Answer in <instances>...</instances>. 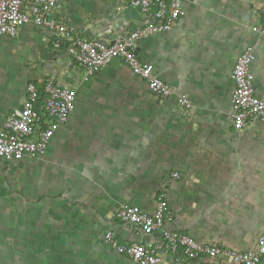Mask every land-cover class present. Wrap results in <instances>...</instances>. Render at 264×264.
Listing matches in <instances>:
<instances>
[{
	"label": "crops",
	"instance_id": "crops-1",
	"mask_svg": "<svg viewBox=\"0 0 264 264\" xmlns=\"http://www.w3.org/2000/svg\"><path fill=\"white\" fill-rule=\"evenodd\" d=\"M179 1L174 27L136 46L139 61L173 88L166 100L119 60L82 83L83 70L44 29L0 37V129L21 110L27 84L78 86L74 110L44 155L0 161V264H133L102 237L158 248L160 232L142 237L116 212L136 206L151 214L161 195L173 214L166 230L203 245L255 250L264 233V124L234 131L230 73L252 50L253 91L264 102V42L253 32L264 0ZM57 15L83 39L109 43L151 21L117 0H63ZM179 95L189 98V111L177 106Z\"/></svg>",
	"mask_w": 264,
	"mask_h": 264
},
{
	"label": "built area",
	"instance_id": "built-area-1",
	"mask_svg": "<svg viewBox=\"0 0 264 264\" xmlns=\"http://www.w3.org/2000/svg\"><path fill=\"white\" fill-rule=\"evenodd\" d=\"M61 1L0 0V37L14 38L27 27L44 29L53 34L54 48L59 50L64 46L71 61L83 70L82 83L89 82L101 69L119 60L147 85L156 99L166 100L173 95V88L155 76L150 65L139 61L136 46L148 36L168 32L174 27L182 14L179 0H117L148 14L152 22L111 43L88 41L76 35L57 15ZM154 19L157 22H153ZM253 32L264 42V7ZM254 61L253 51L245 50L230 73L234 87L230 117L236 133L252 124H264V102L254 95L253 77L249 71ZM41 86L39 89L33 83L26 85L21 110L9 115L0 129V161L4 164H18L44 155L53 134L67 124L74 110L78 86L60 88L51 79H46ZM39 90L43 92L41 99ZM176 103L183 111L192 108L186 95H179ZM173 178L178 179V176L173 175ZM116 218L135 228L142 237L156 232L162 235L161 245L152 249L139 244L118 246L110 232L102 237L104 244L127 256L133 264H186L199 258L259 264L264 258V233L257 238L255 250L239 253L217 245H203L190 236L166 230L172 223L173 214L167 210L162 195L158 197L153 213L147 214L136 206H125L116 212Z\"/></svg>",
	"mask_w": 264,
	"mask_h": 264
},
{
	"label": "water",
	"instance_id": "water-1",
	"mask_svg": "<svg viewBox=\"0 0 264 264\" xmlns=\"http://www.w3.org/2000/svg\"><path fill=\"white\" fill-rule=\"evenodd\" d=\"M42 51V53L44 54V55H48L49 56V54H51V50L50 49H43V50H41Z\"/></svg>",
	"mask_w": 264,
	"mask_h": 264
},
{
	"label": "trees",
	"instance_id": "trees-1",
	"mask_svg": "<svg viewBox=\"0 0 264 264\" xmlns=\"http://www.w3.org/2000/svg\"><path fill=\"white\" fill-rule=\"evenodd\" d=\"M153 22H157V20H153ZM39 93H40V99L43 97V92H42V90H39ZM215 260V259H214Z\"/></svg>",
	"mask_w": 264,
	"mask_h": 264
}]
</instances>
